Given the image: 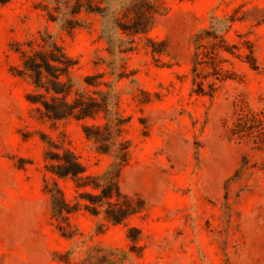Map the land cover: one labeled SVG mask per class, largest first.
Listing matches in <instances>:
<instances>
[{"label": "rangeland", "instance_id": "rangeland-1", "mask_svg": "<svg viewBox=\"0 0 264 264\" xmlns=\"http://www.w3.org/2000/svg\"><path fill=\"white\" fill-rule=\"evenodd\" d=\"M128 1L96 0L102 16L72 14L75 0H0V264H264V0H150L156 47L137 38L135 51L113 57L103 30L128 39L114 28L129 20ZM71 19L80 26L67 28ZM205 30L208 57L195 73ZM41 33L76 62L71 99L95 100L94 117L51 121L28 101L19 49ZM215 74V92L198 95L197 82L208 91ZM50 143L88 176L127 147L120 189L143 210L120 225L83 210L56 217L46 188L69 204L78 193L47 170Z\"/></svg>", "mask_w": 264, "mask_h": 264}, {"label": "trees", "instance_id": "trees-1", "mask_svg": "<svg viewBox=\"0 0 264 264\" xmlns=\"http://www.w3.org/2000/svg\"><path fill=\"white\" fill-rule=\"evenodd\" d=\"M95 1L75 0L72 14L78 15L81 12H86L103 16L108 8H102ZM157 10V3L150 0L125 2L120 11L125 17H129V20L122 22L120 18L117 19L114 28L118 34L126 35L128 39L114 40L106 28L103 30L110 54L115 57L135 51L137 38H145L148 44L156 47V43L148 37V34L153 27ZM66 25L70 29L80 26L78 20L73 19L68 20ZM228 30L229 27L224 29V33L218 35L222 42L225 40L224 37ZM212 33L205 30L195 40L197 48L195 73L202 64V56L208 57V52L203 50L202 43L205 38H210ZM19 53L22 61L21 75L28 76L33 85V90L27 99L43 117L51 121L84 120L94 117L99 111L98 103L87 98L86 94L71 99L74 91L72 72L76 62L66 54L52 35L48 33L39 34V38L31 39L22 45ZM94 79L95 77L86 78L85 84L87 86L93 85ZM217 80L220 81L221 79L215 74L208 91L202 82H197L196 93L211 96L215 92L214 87ZM97 130L99 128L87 127L84 131L87 137L94 139L99 152H110L107 147L104 148L99 144L100 138L98 134H95ZM127 153V147L120 151L117 155L118 162L103 175L88 176L83 165L69 148L50 143L46 154L47 170L57 178L72 180L78 193L76 202L69 204L58 186L47 187L46 189L51 195L54 215L67 221L71 214L83 210L94 217H103L113 225H120L141 212L144 203L141 201L135 203L133 199L125 196L119 185L120 172L122 165L127 160ZM135 233H138L137 230H129V238L134 243L133 247H136L138 241V236H135Z\"/></svg>", "mask_w": 264, "mask_h": 264}]
</instances>
